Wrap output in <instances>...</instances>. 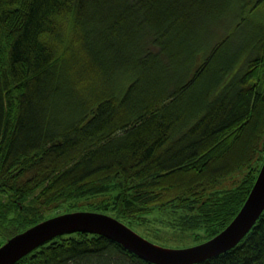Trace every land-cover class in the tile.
<instances>
[{"label": "trees", "instance_id": "16d2710c", "mask_svg": "<svg viewBox=\"0 0 264 264\" xmlns=\"http://www.w3.org/2000/svg\"><path fill=\"white\" fill-rule=\"evenodd\" d=\"M247 15L257 22L238 35ZM263 161L264 0H0L4 244L91 211L157 245L196 246L236 217ZM83 197L89 208L39 217ZM163 216L170 236L138 231ZM17 264L151 263L77 233ZM198 264H264V213L239 245Z\"/></svg>", "mask_w": 264, "mask_h": 264}, {"label": "water", "instance_id": "95a60500", "mask_svg": "<svg viewBox=\"0 0 264 264\" xmlns=\"http://www.w3.org/2000/svg\"><path fill=\"white\" fill-rule=\"evenodd\" d=\"M264 213V161L253 188L232 222L212 239L187 248L173 249L144 238L108 214L76 211L47 219L15 235L0 246V264H17L46 243L68 234L105 237L151 264H198L216 258L239 245Z\"/></svg>", "mask_w": 264, "mask_h": 264}, {"label": "rangeland", "instance_id": "374dc122", "mask_svg": "<svg viewBox=\"0 0 264 264\" xmlns=\"http://www.w3.org/2000/svg\"><path fill=\"white\" fill-rule=\"evenodd\" d=\"M246 21H243L242 22V26L240 27L238 25V35L242 32L245 33V30H249L250 28H252V25L257 22L256 19H251L249 17V15H247L246 17ZM239 20L238 19V24H239ZM240 27V28H239ZM230 181L226 180L224 181V184L223 186L226 187V188H229L231 186H233L234 184L237 183V179H239V177H230ZM42 190V188H40L34 195L30 196L28 199H25L23 200L21 203L22 205L24 206H28L30 205V200L35 197L40 191ZM89 198H77V199H73V200H70L62 205H58V204H55L53 206H48V210H44V214L43 215H39V217H48V216H51V215H54V214H57L59 212H62V211H65V210H68L70 208H74V207H77V208H89L88 206H86L87 204H90ZM7 202V200L4 198V197H1L0 195V202ZM43 210V209H42ZM156 215H166L165 214V210H158V211H155ZM10 219H15L17 217H19L18 213L15 212L14 213H11L9 215ZM165 219H168L167 216H163L161 217L160 219H157V218H152V219H147V224H143L139 227V230L140 232L144 233L145 235L148 234L149 232V225H153V234H152V237L154 239H156L157 241H160L161 239H163L165 236H170V229L167 227L166 225V221ZM149 224V225H148ZM4 242V238L0 235V246Z\"/></svg>", "mask_w": 264, "mask_h": 264}]
</instances>
